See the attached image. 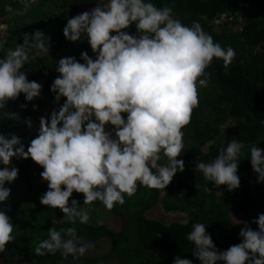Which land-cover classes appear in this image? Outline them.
Masks as SVG:
<instances>
[{
  "label": "clouds",
  "instance_id": "1",
  "mask_svg": "<svg viewBox=\"0 0 264 264\" xmlns=\"http://www.w3.org/2000/svg\"><path fill=\"white\" fill-rule=\"evenodd\" d=\"M19 2L21 9L7 5L5 11L25 15L37 0ZM87 10L69 19L63 33L73 43L87 39L96 58L83 52L84 63L74 57L59 60L60 75L51 91L57 103L61 98L66 102L51 113L50 121L40 118L39 134L27 151L16 135H0V165L4 166L0 204L11 195L6 184L18 178L12 160L30 158L44 169L41 177L48 185L40 203L60 209L65 214L62 222L72 225L90 219L71 199L74 192L84 195V205L99 201L108 210L124 205L125 194L132 197L138 186L165 192L177 173L185 170L184 161L178 159L184 151L182 129L199 106L198 88L209 84L211 73L206 69L214 60L228 68L236 57L231 46L215 42L198 22L187 26L174 18L172 8H158L152 0H98L94 9ZM133 25L137 35L127 31ZM49 50L50 37L40 30L24 34L23 44L14 49L5 50L0 40V115L4 118L19 119L6 111L9 101L21 94L28 102L40 97L41 85L29 81L23 69L34 59L30 53L48 55ZM122 114H127L126 119ZM25 122L32 127L30 119ZM108 125L113 132L106 131ZM245 149L244 143L233 139L213 160L197 162L196 170L218 187L237 190ZM249 159L257 182L264 183V149L251 146ZM253 223L258 231L246 225L240 232L242 242L225 251L217 249L203 223L192 225L187 240L200 264H264V213ZM14 228L11 218L0 211V253L16 240ZM89 247L75 227H52L34 254L59 252L65 258H78ZM174 264L192 261L177 256Z\"/></svg>",
  "mask_w": 264,
  "mask_h": 264
},
{
  "label": "trees",
  "instance_id": "2",
  "mask_svg": "<svg viewBox=\"0 0 264 264\" xmlns=\"http://www.w3.org/2000/svg\"><path fill=\"white\" fill-rule=\"evenodd\" d=\"M98 0H37L22 16L5 11V6L21 9L19 0H0V40L5 50L23 44L24 34L40 30L50 37L48 55H35L23 71L29 81L41 85L39 98L28 102L23 94L9 101L6 111L16 113L19 119H7L0 115V135H16L25 147L39 134L40 114L46 119L66 102L55 101L51 91L54 80L60 75L57 66L61 58L74 57L84 63L81 54L87 52L95 59V53L83 39L70 42L63 33L69 19L94 9ZM158 7H170L174 18L191 26L198 22L215 42L222 47L231 46L236 57L225 68L223 61H215L206 69L211 73L206 88H198L199 106L193 109L189 125L184 133L182 159L185 170L178 172L165 192L138 186L132 197L125 194V204L108 210L99 201L84 205V195L73 193L75 199L90 217L88 223L75 225L62 222L64 213L40 203L48 191L47 182L41 177L44 169L30 158L13 159L19 170L18 178L10 188L8 201L0 204L15 225L16 240L6 245L0 253V264H174L177 256L200 264L193 255L194 245L187 235L195 223L207 227L219 251L242 242L241 230L247 225L258 231L253 223L264 213V183H258L250 161L251 146L264 149V0H152ZM240 27V29H237ZM137 35L133 25L127 30ZM115 33H113L114 35ZM3 55V53H0ZM126 119L127 114H122ZM28 119L32 127L27 126ZM236 139L246 145L240 157L238 176L240 187L228 191L206 181L196 170L197 162H209L216 158L222 147ZM165 161H161L164 163ZM0 165V168H3ZM164 194V195H163ZM71 199L69 203H71ZM157 204L165 212L187 215L185 223L165 225L148 219L146 214ZM238 219L241 223H237ZM100 221L102 223H100ZM115 221V228L108 227ZM52 227L57 230L75 227L83 242L95 247L103 241L109 243L105 255L63 257L59 252L42 257L34 254L38 242L47 239Z\"/></svg>",
  "mask_w": 264,
  "mask_h": 264
},
{
  "label": "rangeland",
  "instance_id": "3",
  "mask_svg": "<svg viewBox=\"0 0 264 264\" xmlns=\"http://www.w3.org/2000/svg\"><path fill=\"white\" fill-rule=\"evenodd\" d=\"M91 10L92 9H88L87 11L90 12ZM45 115H47V117H48L47 119H49V115L48 114H45ZM40 117H43V114H40ZM39 122H40V120H39ZM106 131L113 132V126L108 125L106 127ZM146 216L148 219L160 221L165 225H170L173 223H185L187 221V215L186 214L180 213V212L167 213V212H165V210L163 209L161 204H157L152 210L148 211ZM236 221L238 223L239 220L236 219ZM100 223H102V222L100 221ZM115 226H116L115 221H113V222L111 221L108 225V227H110V228H115ZM89 245H90V247H89L87 253L83 256L93 257V256L105 255L109 250V243L107 241H103L99 245V247H95L93 244H89Z\"/></svg>",
  "mask_w": 264,
  "mask_h": 264
}]
</instances>
